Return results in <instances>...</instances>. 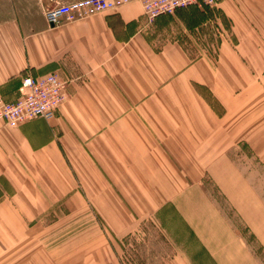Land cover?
I'll use <instances>...</instances> for the list:
<instances>
[{
    "label": "crops",
    "instance_id": "crops-1",
    "mask_svg": "<svg viewBox=\"0 0 264 264\" xmlns=\"http://www.w3.org/2000/svg\"><path fill=\"white\" fill-rule=\"evenodd\" d=\"M71 1L0 0L4 100H16L24 75L68 80L52 119L0 121V264H120L101 228L69 226L87 215V193L111 237L134 235V196L135 212L120 210L117 195L101 199L99 183L153 182L151 155L189 158L180 171L192 172V183L206 171L207 183H241L254 194L253 211L210 203L203 222L171 204L159 209L154 217L173 242L161 264H264V196L232 157L264 162V0L208 8L229 29L215 58L188 48L204 20L196 6L148 23L135 0L48 25L45 9ZM122 219L126 229L113 222Z\"/></svg>",
    "mask_w": 264,
    "mask_h": 264
},
{
    "label": "rangeland",
    "instance_id": "rangeland-1",
    "mask_svg": "<svg viewBox=\"0 0 264 264\" xmlns=\"http://www.w3.org/2000/svg\"><path fill=\"white\" fill-rule=\"evenodd\" d=\"M11 4L13 2H10ZM201 10L204 11V20L196 30H192V35L187 36L191 40L190 42L188 39V42L191 44L188 48L191 49V54L193 55L208 54L209 58H215L217 47L221 40L229 34L228 25L222 21L219 13L212 15L211 11L210 15L208 8ZM232 157L238 164H241L247 173H251V177L255 181L253 185L257 183L259 185L258 189L264 196L263 160H259L258 156L247 153L244 155L240 153ZM149 158L151 159V165L156 171L152 170L150 173L151 177L154 178L153 182L124 183L122 186L117 183H99L102 191L101 199H105L104 196L108 198L109 196L103 193L109 192L112 195H117L118 202H122V204H119L120 210L127 208L129 212L134 213L136 208L139 211L138 215H135L130 220L131 227L129 228L135 230L134 235L123 236L121 239L111 237L108 234V227L104 224V220L90 202L87 193L85 194V198H87V215L80 220L78 218L71 219L69 230L82 228L83 225L87 229L92 228V231L94 227L96 229L101 228V234H103L107 243L112 247L120 264H145L143 262L145 259L140 258L137 261L136 258L132 257L133 255H138L137 250L144 251L147 257V264H161L163 258L170 257L173 254V242L170 241L171 236H164L162 226L154 217L166 205L170 206L171 204L172 206H176V210L179 212L186 211L185 215L188 218L194 214V216L198 217L199 222H203L200 219L206 217V214L209 212L210 203H214V205L217 203L224 211H232L231 207L236 210H244L245 208L247 211H253L254 194L251 192L253 191L252 188H240L241 183H207L206 180L209 179L206 176V171L198 172V183H192V172L180 171L184 163L190 162L186 156L151 155ZM254 170L259 172L261 176H257ZM87 184L92 186V190H96L94 184ZM196 184H199L198 188H196ZM223 193H225V196ZM127 194L130 195V198H127ZM131 195L141 205L134 204L135 208L130 205ZM147 199L148 202L144 203ZM173 199H180V203ZM227 200L233 201V204L230 206ZM247 200L248 202H246ZM93 202L97 203L100 200H93ZM113 222L118 224L120 229H126L127 223L125 220H114ZM55 226H58V224L56 223ZM64 226L67 227V224ZM92 231L91 233L87 232V240L93 239ZM204 237L198 235L199 239H204ZM250 238V241H254L252 236Z\"/></svg>",
    "mask_w": 264,
    "mask_h": 264
},
{
    "label": "built area",
    "instance_id": "built-area-1",
    "mask_svg": "<svg viewBox=\"0 0 264 264\" xmlns=\"http://www.w3.org/2000/svg\"><path fill=\"white\" fill-rule=\"evenodd\" d=\"M135 0H72L45 9L48 25L55 26L75 21L92 14L114 11ZM143 16L152 23L162 15H172L176 10L196 6L199 9L216 8L223 0H140ZM68 97V80L58 72L42 76L26 75L21 79L19 94L14 101L0 95V121L17 127L31 119L50 120Z\"/></svg>",
    "mask_w": 264,
    "mask_h": 264
},
{
    "label": "trees",
    "instance_id": "trees-1",
    "mask_svg": "<svg viewBox=\"0 0 264 264\" xmlns=\"http://www.w3.org/2000/svg\"><path fill=\"white\" fill-rule=\"evenodd\" d=\"M25 76V75H24Z\"/></svg>",
    "mask_w": 264,
    "mask_h": 264
}]
</instances>
